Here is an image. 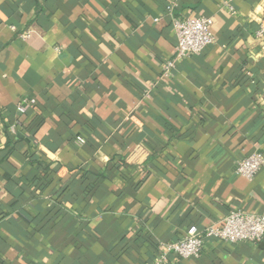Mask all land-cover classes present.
<instances>
[{
  "label": "crops",
  "instance_id": "1",
  "mask_svg": "<svg viewBox=\"0 0 264 264\" xmlns=\"http://www.w3.org/2000/svg\"><path fill=\"white\" fill-rule=\"evenodd\" d=\"M234 8L0 0V264H154L233 210L264 215V168L235 174L264 155V7ZM201 16L214 43L162 78L173 21ZM167 264H264V239Z\"/></svg>",
  "mask_w": 264,
  "mask_h": 264
},
{
  "label": "built area",
  "instance_id": "2",
  "mask_svg": "<svg viewBox=\"0 0 264 264\" xmlns=\"http://www.w3.org/2000/svg\"><path fill=\"white\" fill-rule=\"evenodd\" d=\"M237 0H222V9L235 14L234 2ZM264 7V0H262ZM212 19L207 16L188 18L173 21L176 38L174 56L164 61L161 71L162 78H171L172 71L178 62L197 56L214 43L210 32ZM23 34L21 39H27ZM258 38L264 37V26L261 24L257 33ZM35 101L23 99L17 106V111L23 115ZM17 126V124L15 125ZM264 168V155L252 153L242 159L235 170V174L247 181H251ZM264 239V215L251 214L241 210H233L220 222L209 225L201 233L188 234L176 242L161 245L160 254L154 264H167L170 255L180 260H189L199 257L204 250L206 241H214L233 246L242 242L259 243Z\"/></svg>",
  "mask_w": 264,
  "mask_h": 264
},
{
  "label": "trees",
  "instance_id": "3",
  "mask_svg": "<svg viewBox=\"0 0 264 264\" xmlns=\"http://www.w3.org/2000/svg\"><path fill=\"white\" fill-rule=\"evenodd\" d=\"M29 160H30V161H35V162H36V159H35V160L33 159V155L29 157Z\"/></svg>",
  "mask_w": 264,
  "mask_h": 264
}]
</instances>
